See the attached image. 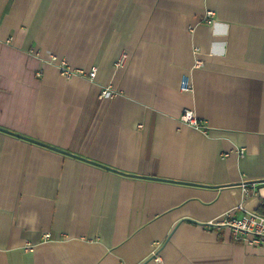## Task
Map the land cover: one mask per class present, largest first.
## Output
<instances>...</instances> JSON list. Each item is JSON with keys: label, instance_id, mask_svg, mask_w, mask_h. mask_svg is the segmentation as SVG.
I'll return each mask as SVG.
<instances>
[{"label": "crops", "instance_id": "1", "mask_svg": "<svg viewBox=\"0 0 264 264\" xmlns=\"http://www.w3.org/2000/svg\"><path fill=\"white\" fill-rule=\"evenodd\" d=\"M256 181L264 0H0V264H264Z\"/></svg>", "mask_w": 264, "mask_h": 264}, {"label": "built area", "instance_id": "2", "mask_svg": "<svg viewBox=\"0 0 264 264\" xmlns=\"http://www.w3.org/2000/svg\"><path fill=\"white\" fill-rule=\"evenodd\" d=\"M214 17L215 13L213 11H208L204 21L208 24H214ZM51 56L53 58V62L56 61L55 55L52 54ZM127 58L128 55L126 53H122L115 63L116 68L123 67ZM58 66L60 68V72L66 78H71L76 74L80 76L88 75L92 81L96 78L98 70L96 66L91 67L89 72L83 69L73 70L70 68L66 60L58 64ZM181 90L187 93H191L193 91V85L190 77L184 76L182 78ZM103 95H110L113 97L116 95V92L108 87L103 91ZM181 121L193 127H200L198 117L195 112L190 109H185L183 111ZM241 153H244V150H241ZM247 186L248 184H243L244 188H247ZM240 210L245 211L241 216L238 214ZM209 224L215 227H229L237 236L245 238L253 244H259L264 241V216L253 211H247L243 206L234 207L233 209L225 212L218 219L210 221ZM49 236V234L45 235L46 238H50ZM29 248H31V245L27 247V249Z\"/></svg>", "mask_w": 264, "mask_h": 264}, {"label": "water", "instance_id": "3", "mask_svg": "<svg viewBox=\"0 0 264 264\" xmlns=\"http://www.w3.org/2000/svg\"><path fill=\"white\" fill-rule=\"evenodd\" d=\"M62 152H65V151H62ZM111 170H113V171H115V169H112L111 168ZM149 178H151V177H149ZM153 179H155V178H153ZM159 180V179H158ZM160 180H163V179H160ZM164 180H167V179H164ZM257 183H262V182H264V181H256Z\"/></svg>", "mask_w": 264, "mask_h": 264}]
</instances>
